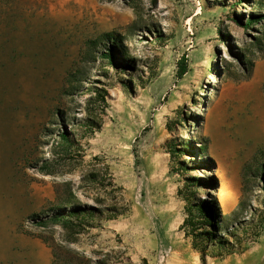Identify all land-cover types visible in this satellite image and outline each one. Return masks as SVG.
<instances>
[{"label":"rangeland","instance_id":"1","mask_svg":"<svg viewBox=\"0 0 264 264\" xmlns=\"http://www.w3.org/2000/svg\"><path fill=\"white\" fill-rule=\"evenodd\" d=\"M257 1L0 0V264H264ZM106 32L118 35L111 62L99 44L82 63L87 41ZM78 66L86 80L66 97L65 76ZM95 88L108 106L87 134L77 123ZM48 122L55 130L37 146ZM62 125L81 154L69 172L43 174ZM64 182L82 204L121 214L103 213L73 240L40 224ZM184 195L222 219L204 251L181 228Z\"/></svg>","mask_w":264,"mask_h":264},{"label":"trees","instance_id":"2","mask_svg":"<svg viewBox=\"0 0 264 264\" xmlns=\"http://www.w3.org/2000/svg\"><path fill=\"white\" fill-rule=\"evenodd\" d=\"M255 5L263 8L264 2L257 1ZM257 17L259 16L253 14L250 20L252 21V19H256ZM117 37L118 35L113 32H106L102 33L97 39L87 41V50L84 53L81 62H89L91 58H93L92 49L99 44L105 46L104 49L106 51H104L103 57L107 58L108 62H111L113 56L112 52L117 48ZM183 73H185L184 67L179 72L178 77ZM85 78L86 76L84 75L83 69L79 66L74 70L69 71L64 79V89L62 94L69 97L78 92L82 86V82L86 80ZM89 106L86 117L78 122L77 126L83 128L84 133L92 134L93 132L98 131L102 126L100 115L104 113L105 108L108 106L106 102V91L101 88H95L94 95L90 98ZM56 116L63 124H69L68 116L65 111H58ZM51 124V122H48V125L43 127L40 133V139L37 141V146H41L46 142L44 139H41L42 137L53 134V130L55 129H52ZM74 135L75 133H73V129L67 130V128L62 125L60 131L57 133L58 139L51 144L50 157L43 159L42 163L38 165V170L46 175L64 174L69 172L73 162L81 154V145ZM168 153L173 160L178 156L177 154H179V151L173 144H170L168 146ZM36 164L37 163H34V166H37ZM263 169L264 165L260 164L259 170L263 171ZM261 175H264V172L261 173ZM85 178L88 180H97V174L88 173ZM243 183L245 190V185L247 184V167L244 170ZM62 185L63 189L61 192L57 189V204L48 210L56 211L51 215H48L45 219L39 221V223L60 225L65 230L69 240H73L76 234L92 227L96 218L102 216L103 213L106 212V219H114L121 214L120 211H116L109 206L103 207L102 209V207L82 204L72 192L70 182H64ZM183 199L186 202L184 206L186 217L182 222L181 228L183 229L185 236H190L192 238L193 248L204 251L205 241L208 240L209 242H212L215 239H218L215 232L220 231L222 219H220L218 212L212 211V209L203 204V202L194 205L191 203V199L188 195H184ZM57 210H60V212ZM205 225L208 226L207 230L204 227Z\"/></svg>","mask_w":264,"mask_h":264}]
</instances>
